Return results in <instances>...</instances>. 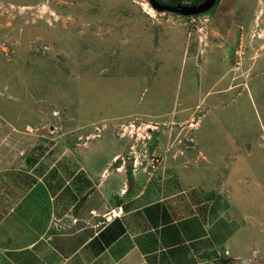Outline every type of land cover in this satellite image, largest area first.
Masks as SVG:
<instances>
[{
	"label": "rangeland",
	"instance_id": "obj_1",
	"mask_svg": "<svg viewBox=\"0 0 264 264\" xmlns=\"http://www.w3.org/2000/svg\"><path fill=\"white\" fill-rule=\"evenodd\" d=\"M213 6L189 16L148 0H0V168L32 150L46 160L55 143L56 156L82 158L99 135L85 151L97 161L113 142L132 173L177 159L203 198L233 173L227 184L253 197L259 235L247 223V236L263 241L264 0Z\"/></svg>",
	"mask_w": 264,
	"mask_h": 264
},
{
	"label": "crops",
	"instance_id": "obj_2",
	"mask_svg": "<svg viewBox=\"0 0 264 264\" xmlns=\"http://www.w3.org/2000/svg\"><path fill=\"white\" fill-rule=\"evenodd\" d=\"M98 136L88 139L82 158L75 152L56 156V149L66 148L55 143L46 160L32 150L0 168L1 263L264 264V240L252 241L245 226L251 223L259 235L254 212L247 210L253 197L246 186L227 184L233 173H221L212 181L219 184L217 194L203 198L196 171L162 157L133 173L129 167L133 185L127 191L118 142L103 162L86 154ZM93 146L103 150L100 142ZM244 192L247 197H236ZM93 210L97 216L121 211L103 221Z\"/></svg>",
	"mask_w": 264,
	"mask_h": 264
},
{
	"label": "water",
	"instance_id": "obj_3",
	"mask_svg": "<svg viewBox=\"0 0 264 264\" xmlns=\"http://www.w3.org/2000/svg\"><path fill=\"white\" fill-rule=\"evenodd\" d=\"M151 7L158 11H171L177 12L178 14L182 15H195L204 13L209 10L216 2V0H203L202 2L196 5H168L159 2L158 0H148ZM133 185V179H128L127 182V191H130Z\"/></svg>",
	"mask_w": 264,
	"mask_h": 264
},
{
	"label": "trees",
	"instance_id": "obj_4",
	"mask_svg": "<svg viewBox=\"0 0 264 264\" xmlns=\"http://www.w3.org/2000/svg\"><path fill=\"white\" fill-rule=\"evenodd\" d=\"M158 1H160L161 3H166L168 5L186 4L185 3L186 0H166V1L158 0ZM198 1H200V0H193L192 2H198ZM213 7H211L208 11H212ZM127 176H128L129 179L133 178L132 175H131V170H127Z\"/></svg>",
	"mask_w": 264,
	"mask_h": 264
},
{
	"label": "built area",
	"instance_id": "obj_5",
	"mask_svg": "<svg viewBox=\"0 0 264 264\" xmlns=\"http://www.w3.org/2000/svg\"><path fill=\"white\" fill-rule=\"evenodd\" d=\"M120 211H121V210H119V211H114V212L111 211L110 214H109L108 216H106V219L108 220L109 217L120 214ZM92 213H93V211H92ZM74 220H76V219H73L72 221L74 222ZM53 226H54L56 229H61V228H62V224L60 223V221H55V222H53Z\"/></svg>",
	"mask_w": 264,
	"mask_h": 264
},
{
	"label": "flooded vegetation",
	"instance_id": "obj_6",
	"mask_svg": "<svg viewBox=\"0 0 264 264\" xmlns=\"http://www.w3.org/2000/svg\"><path fill=\"white\" fill-rule=\"evenodd\" d=\"M203 0H200V1H198V2H190V3H187L186 5H196V4H198V3H200V2H202ZM191 16V15H190Z\"/></svg>",
	"mask_w": 264,
	"mask_h": 264
},
{
	"label": "clouds",
	"instance_id": "obj_7",
	"mask_svg": "<svg viewBox=\"0 0 264 264\" xmlns=\"http://www.w3.org/2000/svg\"><path fill=\"white\" fill-rule=\"evenodd\" d=\"M160 2V1H159ZM186 4H187V2H185ZM164 4H166V3H164ZM186 4H180V5H186ZM172 6V5H171ZM205 13V12H204ZM182 15V14H181ZM195 15H197V14H195ZM190 16V15H189ZM191 16H193V15H191Z\"/></svg>",
	"mask_w": 264,
	"mask_h": 264
}]
</instances>
